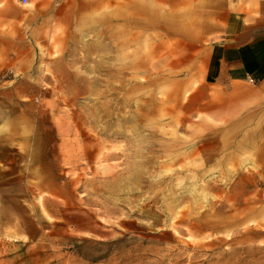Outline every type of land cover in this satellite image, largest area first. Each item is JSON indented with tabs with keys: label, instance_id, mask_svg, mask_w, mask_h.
I'll use <instances>...</instances> for the list:
<instances>
[{
	"label": "rangeland",
	"instance_id": "rangeland-1",
	"mask_svg": "<svg viewBox=\"0 0 264 264\" xmlns=\"http://www.w3.org/2000/svg\"><path fill=\"white\" fill-rule=\"evenodd\" d=\"M244 1L0 0V264H264V109L206 30Z\"/></svg>",
	"mask_w": 264,
	"mask_h": 264
},
{
	"label": "crops",
	"instance_id": "crops-1",
	"mask_svg": "<svg viewBox=\"0 0 264 264\" xmlns=\"http://www.w3.org/2000/svg\"><path fill=\"white\" fill-rule=\"evenodd\" d=\"M246 1L248 6L219 12L215 16L218 23L206 24L207 33H215L218 39L212 57L218 63V71H211L210 79H222L224 90L237 93L238 98L248 99L246 102L256 106L259 103L264 109V0ZM260 124L263 127L258 135L251 134L249 139L258 142L256 157L264 172V117Z\"/></svg>",
	"mask_w": 264,
	"mask_h": 264
},
{
	"label": "built area",
	"instance_id": "built-area-1",
	"mask_svg": "<svg viewBox=\"0 0 264 264\" xmlns=\"http://www.w3.org/2000/svg\"><path fill=\"white\" fill-rule=\"evenodd\" d=\"M19 1L25 3L27 0H19Z\"/></svg>",
	"mask_w": 264,
	"mask_h": 264
}]
</instances>
